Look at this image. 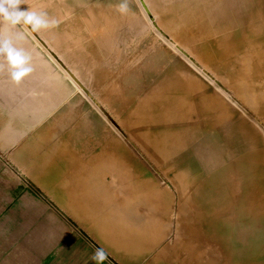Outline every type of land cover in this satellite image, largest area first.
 <instances>
[{
  "label": "bare ground",
  "instance_id": "bare-ground-1",
  "mask_svg": "<svg viewBox=\"0 0 264 264\" xmlns=\"http://www.w3.org/2000/svg\"><path fill=\"white\" fill-rule=\"evenodd\" d=\"M10 3L6 7L20 23L26 17L37 25L66 22L52 33L54 39L60 37L64 42L53 40V45L60 44L57 48L66 61L94 90L99 89L95 83L100 71L91 66L100 63L101 57L90 53L100 49L101 43L113 48L118 36L127 39V26L138 30L142 24L147 32L140 33L144 43L126 62L122 88L110 85L107 98L103 97L119 124L111 121L100 104H92L100 110L94 114L96 149L109 147L106 161L115 169L106 171L111 174L108 181L124 185L112 183L111 192L127 196L131 203L136 198L139 209L156 217L170 215L175 257L187 264H264V0ZM41 43L48 50L49 42L43 39ZM126 46L128 50L129 44ZM56 61L74 79L69 72L72 68L63 64L68 63ZM74 81L83 91L84 83ZM237 95L260 118L251 115L234 97ZM112 97L118 107L130 106L127 117L135 128L139 125L141 139L137 130L128 131L126 139L119 129L123 113L114 110ZM213 133L222 135L220 159L189 158L190 152L200 150L192 146L194 137L211 138ZM141 151L169 168L166 184L150 175ZM104 155L108 156L106 148ZM172 191L179 199L176 211ZM141 219L142 224L157 225V219H152L153 224L144 213Z\"/></svg>",
  "mask_w": 264,
  "mask_h": 264
},
{
  "label": "crops",
  "instance_id": "crops-1",
  "mask_svg": "<svg viewBox=\"0 0 264 264\" xmlns=\"http://www.w3.org/2000/svg\"><path fill=\"white\" fill-rule=\"evenodd\" d=\"M47 65L0 62V264H176L168 237L144 240L143 210L111 192L93 109Z\"/></svg>",
  "mask_w": 264,
  "mask_h": 264
},
{
  "label": "rangeland",
  "instance_id": "rangeland-1",
  "mask_svg": "<svg viewBox=\"0 0 264 264\" xmlns=\"http://www.w3.org/2000/svg\"><path fill=\"white\" fill-rule=\"evenodd\" d=\"M4 1L5 2L7 1L9 3V6L11 5L10 0H4ZM4 1L0 0V62L6 63L8 60H12V59H16V60L17 59H21L22 60L23 57L25 58V56L31 57L33 59L34 55L43 54L45 56V58L47 59L48 72H50V73L56 72L57 73V79H59L61 77V80L63 82H70V85H69L70 88H69V90H66V91L77 92L80 97L86 98V105H82L81 108H85L86 111H88V112H91V110L93 109L94 113L95 112L97 113V112L100 111L99 107H98V105L100 104L99 106L102 108V110H104L105 114H108L110 116L111 121H113L114 123L116 122L117 124H119L117 122L118 120L115 119L116 117L114 116V113L112 112L110 107L108 105H105V103H104L105 99H103V97L107 98L106 97L107 89H108V86H110V85L111 86L113 85L116 88H122V86L124 84L123 73L126 72V68H124L125 65L127 64L126 62L128 61L129 58L134 57V55L136 53H138V48L140 46H142L143 43H144L143 37H142L141 34H143V32H145V33H147V32H146V30H143V26L141 24L143 20H141V22H140L141 25H140V28L138 30H135V29L133 30V28H131L130 26L126 27V31H127V34H128L127 35V39H129V42H128V40L126 38L123 39L121 37L119 38V36H118L115 39V41H114L115 44H114L113 48L106 46L104 43H101V44H103V46H101L100 49L98 48L97 51H94V52L90 53V54H95L96 57H101V62L100 63H97V65L91 66L93 68L99 69V71H100L99 77H98L99 79L97 78L99 82L97 81L95 83L96 85L99 86V89H97V90L95 89L94 90L91 87V85H90L91 83H89L86 79H82L83 81H81V79H80V77L78 75L80 73H77V71L75 72L76 69L72 65H69V63L66 61V55H63V53L61 51H59V49L57 48L58 47L57 45H60L61 43H63L64 40L57 35V37L60 38V39L56 38L57 40L59 39L57 41L56 39H54V34L52 36V33L55 30H57V29L60 30L62 27H65L66 26V22H63V21L59 20V21H55L53 23L52 22L51 23L49 22L48 24L47 23H45V24L40 23L41 25H37V24L33 23L30 19H28L25 16L26 17L25 21H26L27 25L29 26V28L31 29V31H30L26 27H23V26L19 25V22L16 19L15 14H13L11 12L12 9L9 10V7L7 9L6 4H5ZM19 10L20 9L16 8V12L17 13H18ZM43 25H45L47 28L46 27H42ZM38 26L39 27L41 26L42 28H45L43 30L47 31L48 33L46 32V34H43L44 31L42 30L41 27H40L41 28V30H40V28ZM129 28H131V29H129ZM13 34H17V35L13 36ZM48 34L51 35V37H49ZM135 34H137V35H135ZM138 35L139 36L141 35V36L139 37ZM17 36H21L22 39H15ZM136 37H137V39H136ZM41 38H44V39H46L49 42V48L50 49L48 48V50H47L45 48V46L41 45L40 42H38L37 39H41ZM53 40H54V42H60V44L53 45ZM118 40H119L120 43L118 42ZM82 41H84V40H82ZM121 42L124 43V44H122ZM125 44L126 45L129 44L130 47H128V50H127V46ZM51 45L53 46V48H52ZM56 50H57L56 56L53 55L54 56L53 57L52 54ZM119 54H121V55H119ZM14 55H15V57H13ZM55 58L57 60H61L62 59V60L66 61L68 63V64H66V63H63V64L66 66L67 69H70L68 66H70L72 68V70L70 69L69 72L72 71L76 75L77 78H74L75 80L77 79V81H80L81 84L84 83L82 85L84 87L83 91L81 89H77V86L75 84L74 79L71 78L69 73L67 74V72L65 70H63L64 69L63 66H60L57 63ZM109 58H111V59H109ZM121 58H122V61H121ZM50 62H52L56 66V67H52L51 70H50ZM115 62H117L118 64L115 63ZM134 63H135V61L132 62V64H134ZM132 64H129V65H132ZM54 68H55V70H54ZM80 68L82 69V67H80ZM73 69H75V70H73ZM106 74H107V76H106ZM102 79H103V81H102ZM107 81H109V83ZM102 82H104V83L102 84ZM206 82H207V80H206ZM115 83H116V85H115ZM106 85H107V87H106ZM104 90H106V91H104ZM230 90H231V93H233L232 88ZM95 93H97V94H95ZM99 93H100L101 96L99 95ZM89 97H91V98H89ZM234 97L237 100H239V102H241L240 103L241 105H243L246 109H248V111H249V113L251 115L257 116L258 118H260L257 115L256 112H254L252 109H250L249 105L246 102L241 100L240 97L238 98V95L234 96ZM99 98H100V100H99ZM111 100L113 102L114 110H117V112L119 110V113H121V114L123 113L122 118L124 119V122L127 123V124H125L123 122L122 125L120 126L121 128H119V129H121V131L125 135L126 139H128V136H129L128 131L137 130L139 128V125H137V128H135V125H134L135 123L131 122L130 121L131 118L127 117V111H128L127 108H130V106L123 108L124 106H122V104L120 103L121 105H120V107H118L119 106L118 103H117L118 106L114 103L116 98L112 97ZM93 102L98 104L96 108L92 105ZM117 102H119L118 99H117ZM131 115H133V114H131ZM125 119H126V121H125ZM109 125H110V127H113V130L116 129L113 125L111 126L110 123H109ZM203 132H205V130L201 129L200 133L203 134ZM137 135H138L139 139H141V137H140L141 135L138 134V130H137ZM221 137H222V135L220 136L218 133H216V134L213 133V137H211V138H208L206 136L203 137V135L195 136L194 137V143H192V146L194 148L200 149V150H199V152H195V153L194 152H190L189 153V158L197 156L196 158L199 159L200 161H204L205 159H211V160H214V161L219 160L220 159V152H221L220 148H223L221 146V145H223ZM94 139H95V137H94ZM197 146H199L200 148L197 147ZM99 147H101V145ZM131 149L134 150V147H132ZM141 153H142V155H144V159L143 160L147 164L146 168L148 169L147 171L150 173V175H152V176L154 175V177L160 179L161 181L164 180L163 182L166 184L168 182V178L166 177V175L170 174L169 168L163 166L162 165L163 163L162 164L161 163L158 164L156 162H153V161L149 160L147 158V156L145 155L144 151H141ZM203 157H205V158H203ZM194 161L196 163H198V160L191 159V162L194 163ZM199 166L201 167L202 165H199ZM114 170H115L114 168H112V167L110 168V171H114ZM133 170L134 169L132 168V171ZM198 171H200V170H198ZM202 172H203V170H202ZM122 183L123 182L120 181L119 184H117V186H121V188L124 187V185ZM130 184L133 187L136 186V185H134V183L130 182ZM126 198H127V207L128 208L133 207L135 209H139L136 198H132L131 197L132 200H135L133 203H131L130 199L127 196H126ZM171 201H172V204H173L174 211L178 210L177 208L179 206V199H178V196L175 195V193H173V191H172V200ZM175 204H176V206H175ZM142 213H144V218L148 217L149 221H152L153 224L155 222L154 220L157 219V221H156L157 225L143 224V234H142L143 239L144 240L147 239V237L151 234V233H148V231L153 230L155 232V236L156 237H159L160 239H162L163 237H166V239H167V237H168V240H165V241H168L169 243L171 242L170 244L174 245V241L173 240L175 238V233L173 232L172 226L170 225L174 221L172 220L171 216L169 215V216L166 217V214H160L159 217L158 216L156 217V214H154L153 212H151L149 210L148 211L145 210ZM152 219H154V220H152ZM212 236H213V233H212ZM175 260H176V264H187L184 260H181V259H179L177 257H175Z\"/></svg>",
  "mask_w": 264,
  "mask_h": 264
},
{
  "label": "clouds",
  "instance_id": "clouds-1",
  "mask_svg": "<svg viewBox=\"0 0 264 264\" xmlns=\"http://www.w3.org/2000/svg\"><path fill=\"white\" fill-rule=\"evenodd\" d=\"M96 258L99 260H102L104 258V253L102 250H98V252L96 254Z\"/></svg>",
  "mask_w": 264,
  "mask_h": 264
},
{
  "label": "water",
  "instance_id": "water-1",
  "mask_svg": "<svg viewBox=\"0 0 264 264\" xmlns=\"http://www.w3.org/2000/svg\"><path fill=\"white\" fill-rule=\"evenodd\" d=\"M54 55H56L55 52H54ZM70 74H71L74 78H77L76 75H75L72 71H70Z\"/></svg>",
  "mask_w": 264,
  "mask_h": 264
}]
</instances>
